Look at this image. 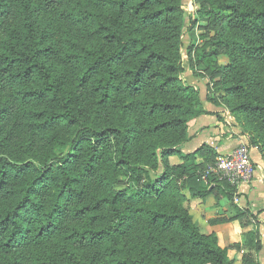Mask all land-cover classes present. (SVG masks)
Segmentation results:
<instances>
[{"label": "trees", "instance_id": "obj_1", "mask_svg": "<svg viewBox=\"0 0 264 264\" xmlns=\"http://www.w3.org/2000/svg\"><path fill=\"white\" fill-rule=\"evenodd\" d=\"M70 2L0 0V264H234L185 206L187 194L231 201L237 188L203 182L214 147L184 153L189 123L209 113L184 78L182 0ZM201 2L217 40L200 58L230 60L214 74L223 96L208 101L228 107L239 144L264 162V0ZM41 14L85 29L87 45L65 28L61 47Z\"/></svg>", "mask_w": 264, "mask_h": 264}, {"label": "rangeland", "instance_id": "obj_2", "mask_svg": "<svg viewBox=\"0 0 264 264\" xmlns=\"http://www.w3.org/2000/svg\"><path fill=\"white\" fill-rule=\"evenodd\" d=\"M74 1V3L70 2L72 6L75 7H82L83 10H90V5H87L89 0H70ZM75 4V5H74ZM201 0H182L181 2V9L184 16V49L182 51L183 60L185 63V73L184 78L187 81L188 84H191L195 87H198L201 90V99L202 103L204 105V102H208V96H210L212 99L217 100L220 98V96L223 94L216 91L217 88V80L218 76H214L216 70L222 67H226L228 64H230L229 57L222 52L221 55L215 58L214 65L211 68H208L206 66V63L200 58L202 54L206 55L209 54L212 50H214L215 42L217 40V29L213 28L209 22V20L205 19L204 17H201L198 13V11L201 8ZM78 13V12H75ZM50 21L53 24V33L55 35V38L60 40L61 47H63V44L65 42V37H63L65 28L70 29L71 33L68 35V38H70V42H75L79 46H86V39H87V32L85 29L79 28L76 24L73 23H65V20L61 16H49L47 14H41L39 16L35 15V22L37 26H41L42 23ZM65 35V36H67ZM62 36V37H61ZM58 40V41H59ZM207 52V53H205ZM212 104V103H211ZM214 105V104H212ZM215 106V105H214ZM224 110L226 112L225 118V125L226 129L231 130V125L229 122L234 123V126L237 125V121L235 116L231 113V111L228 109V107L222 105V106H216ZM205 108V107H204ZM190 125V123H189ZM189 133V129H188ZM190 135V133H189ZM119 180L122 183H118L116 188L119 190H123L125 188V182L126 179L124 177H120ZM179 185L182 183V181L177 182ZM184 195L187 193L185 191H182ZM187 196V195H186ZM211 197V196H210ZM213 197L217 199V197H221L216 193V195H213ZM188 198V197H187ZM209 198V197H208ZM190 201V200H188ZM185 201V206H187L190 209L189 202ZM231 208H234V206H238L243 210H246L247 208L241 207L240 203H237L235 199L231 200ZM224 218V219H222ZM235 218V217H234ZM222 220H225L226 222H222ZM228 218L226 217H220L218 215L213 218V220L209 223L211 226L220 225L222 223H233L235 224L239 230H240V236L242 238V242L239 244H233V251L238 252L237 246L245 249V255L252 254L256 255L255 250H253L254 245V239L251 236L252 232H255L257 234V242L258 246L264 245V236L261 234L260 225L258 222H256L251 217H244L242 219H232L230 222ZM236 221H242V222H236ZM251 228V229H249ZM199 229L204 233L206 230V227H200ZM248 229L250 231H248ZM241 232L243 234L241 235ZM233 234V232L230 230L226 232V234ZM134 237V236H133ZM132 237V238H133ZM136 237L132 239L133 242H136ZM135 240V241H134ZM131 242V243H133ZM125 245L129 246V242L126 241ZM132 246V244H131ZM230 246V245H229ZM243 249V250H244ZM264 248L256 255L257 260L259 261V255L260 253L264 252ZM233 255V254H232ZM244 255V256H245ZM243 256V257H244ZM238 259V257H235ZM5 259L0 258V263L4 262ZM243 259H241V262ZM235 264V262H234ZM243 264V263H242Z\"/></svg>", "mask_w": 264, "mask_h": 264}, {"label": "crops", "instance_id": "obj_3", "mask_svg": "<svg viewBox=\"0 0 264 264\" xmlns=\"http://www.w3.org/2000/svg\"><path fill=\"white\" fill-rule=\"evenodd\" d=\"M204 107L209 113L203 115L190 122L189 133L190 141L184 147V153H194L202 146L208 145L216 149L218 155L229 154L234 148L243 140L239 134V129L235 128L234 123H230L231 130L226 129L225 116L227 115L221 108L204 102ZM227 117V116H226ZM236 136L238 138H236ZM252 162L255 168L254 180L250 185L242 186L240 192L242 193L241 207H246L253 215L258 217L256 222H261L260 230L262 236L264 235V162L259 151L253 148L251 152ZM184 161L179 156L170 158V164L173 166L183 164ZM194 165L204 164V160L200 156L191 163ZM190 164V165H191ZM190 212L194 218V222L199 227H206L205 234L216 233L219 238V244L222 248L228 250V256L235 264H242L241 259L245 255V249L237 246L238 252L233 251V244L242 242L239 228L233 223H222L220 225L211 226L209 223L216 215L232 219L236 216L234 208H231V202L226 197L216 200L213 196L206 200L191 199L189 194ZM224 219V218H222ZM223 222V221H222ZM242 222V221H236ZM251 229V228H249ZM248 229V231H250ZM230 230L233 234H226ZM243 232H241V235ZM230 245V246H229ZM244 249V250H243ZM264 251V250H263ZM233 254V255H232ZM235 257H238L235 258ZM259 262L264 264V252L259 255Z\"/></svg>", "mask_w": 264, "mask_h": 264}, {"label": "built area", "instance_id": "obj_4", "mask_svg": "<svg viewBox=\"0 0 264 264\" xmlns=\"http://www.w3.org/2000/svg\"><path fill=\"white\" fill-rule=\"evenodd\" d=\"M255 168L251 161V152L244 144H239L229 154H220L214 164L209 165L203 182L209 183L210 178L219 182H228L237 188V196L234 198L237 203L242 201V186L250 185L254 180Z\"/></svg>", "mask_w": 264, "mask_h": 264}]
</instances>
